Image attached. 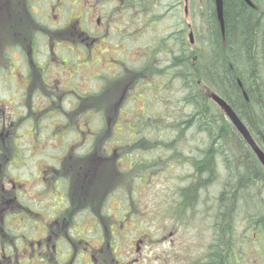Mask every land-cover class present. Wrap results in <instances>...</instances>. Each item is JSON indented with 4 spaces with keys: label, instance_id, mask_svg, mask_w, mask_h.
Instances as JSON below:
<instances>
[{
    "label": "rangeland",
    "instance_id": "374dc122",
    "mask_svg": "<svg viewBox=\"0 0 264 264\" xmlns=\"http://www.w3.org/2000/svg\"><path fill=\"white\" fill-rule=\"evenodd\" d=\"M105 1L103 5L97 6L98 11L95 18L99 16L102 21H106L110 26L111 34L104 41L96 42L95 46L91 47L92 52L90 53L85 41L82 44L81 41L72 43L68 39L72 27L66 22L68 16L70 19L68 22H71V25L74 24L81 11L84 10V24L89 14L88 10L92 8L90 3L64 4L62 10L56 9L55 11L50 8H56L57 5L49 4L40 7L41 13H46V18H42L44 22L42 29L46 35L42 55L45 57L51 54L49 47L51 41L57 46V48L54 47L56 55L70 59L67 68L59 69L64 71L66 76L65 79L61 78V84H56L58 76L52 77L49 83L53 84L55 90H59V95L65 90L66 95L73 94L74 99L85 100L74 103L70 112L66 111L60 115L58 113L62 108L54 109V106L59 105L57 99L46 101L39 108L43 118L41 129L39 133H30V173L34 172L35 162L33 163L32 160L40 157L34 155L36 149L32 141L35 139H39L44 148L58 146L61 142H93L95 149L90 150V155L94 159L100 157V148H103V144L114 147V150L110 152L108 150L105 156L108 160L105 161L104 167L100 160L96 162L98 171L96 176L98 178L104 173L109 175V191H114L113 199H117L115 198L117 195L121 197L124 195L127 196L128 201L133 202L129 226L136 227L132 222L141 221L145 225L144 231L155 234L157 239V242L149 243L146 254L143 253L141 256L144 260L139 259L137 264H194L202 258V251L209 239V227L206 228V224L202 223H194V225L183 228L172 226L164 218H159V212L164 216V208L155 206L159 200L161 202L164 200L166 189H173L177 182L181 186L184 182L180 180H186L190 174L187 164L183 168L180 166L174 168L172 161L166 156L172 153L173 160L179 162L177 152L186 154L189 147L194 148L197 145V138L193 132L180 131V127L179 130L176 127L178 119L176 116L188 110L180 105L182 91H180L178 81L171 80V83L168 82L170 84L166 85L167 89L164 88L165 86L162 88L158 73L168 74L166 71L168 55L175 49L172 39L163 42L160 37H167L169 33L173 34L183 30L185 40L188 41L189 33L192 31L194 42L192 48L201 47L204 44L205 27L199 15L204 0H154L152 11L154 22L148 28H145L143 21H145V11L148 13V8L151 7L149 0H137L136 8V4L130 0L115 1L116 3L112 0ZM38 18H40L39 15L32 16L24 13L21 6L14 5V21L16 19L23 21L29 27L30 33L39 28ZM87 26L85 25L86 28ZM3 29H6V22ZM104 50L108 53L101 54ZM116 51L120 52L115 55ZM122 61H124V67L128 66L133 70L126 71L124 74H121L122 71H117L119 76H112L114 62ZM55 67L59 68L61 65L58 62L53 64L52 68L57 72ZM101 70L102 72L99 73ZM49 74L50 70L46 77H50ZM69 75H72L70 80L67 79ZM92 77L94 80H91ZM137 82L144 84L145 89L135 87ZM200 87L204 88L202 83ZM72 90L75 91L72 92ZM90 90L94 96L86 100L85 91ZM62 106L67 107L65 104ZM53 111L55 115L48 116L53 114ZM134 125H137V130L133 134L130 131L133 130ZM78 127L82 129L81 132ZM88 130L93 134L86 138ZM76 131L79 132L76 133ZM172 141H175L172 150L167 151L162 148ZM53 155L54 151L50 149H46L43 153L47 161ZM94 169L91 170V175L86 176L84 170L79 174L84 175V179L90 178L93 176ZM104 169H107V172H104ZM60 174L63 178L70 177L69 165H65ZM165 175H169L171 179L168 180ZM29 183L31 191L29 197L31 200H37L34 199L35 193L39 194V192L34 181L29 180ZM183 185H186V181ZM160 191L161 198H158ZM84 198V195H76V200L79 202ZM113 199L106 202L107 212L111 215L115 213V207H112V204L117 203ZM38 202L41 203V201ZM56 205L59 206L60 203L57 202ZM121 212L118 213V217L121 216ZM43 216L48 217L47 214H42L41 217ZM37 220L35 219V223L42 219ZM47 220L50 219L47 218ZM81 228L87 229V227ZM133 235H135L134 231L131 233V236ZM38 237L39 235H35L34 239L37 240ZM84 239L93 244V249H97L98 238L87 235ZM31 243L35 244V242ZM117 252L113 253L117 254ZM33 254L34 252L30 257L31 264H36L34 262H37V257ZM108 256L109 259H113L110 254ZM122 258L120 256L117 259L122 260ZM249 258L254 264L262 262L258 254L257 256L253 254ZM250 260L246 259L247 264H250Z\"/></svg>",
    "mask_w": 264,
    "mask_h": 264
},
{
    "label": "flooded vegetation",
    "instance_id": "af4514ba",
    "mask_svg": "<svg viewBox=\"0 0 264 264\" xmlns=\"http://www.w3.org/2000/svg\"><path fill=\"white\" fill-rule=\"evenodd\" d=\"M104 1L0 0V264H31L32 252L37 257V262H34L36 264H137L139 259L144 260L141 256L143 253L146 254L149 243L157 242L155 234L144 231L143 222L133 221L132 224L136 227L129 226L133 202L128 201L127 196L124 195L123 197L117 195L115 197L117 199H113L114 191H109L110 179L107 173L98 178L97 176L86 179L80 177L79 173L82 170L86 171V176L91 175L94 160H100L104 167L105 161L108 160L105 156L108 150L110 152L114 147L103 144V148H100V157L94 159L90 155V150L95 149V143L61 142L58 146H53L54 155L48 159L49 163L43 157L46 148L42 147L39 139H35L32 141L36 149L34 155L40 157L32 160L33 163L35 162L34 172L30 173V133L36 134L41 129L43 118L39 108L46 101L57 99L59 105L54 106V109H61L65 104L67 112H70L74 103L79 101L72 97L73 94L66 95L65 90L59 95V90H55L53 84L49 83L54 76L59 78L56 81L57 85L61 84V78H66L65 72L59 69L67 68L68 59L54 53V47L57 46L51 41L49 44L51 54L45 57L42 55L43 44L46 41L42 18H46V13L44 11L41 13L40 7L57 5L56 8H50L55 11L62 10L64 4L90 3L92 8L88 10L87 29L83 27L84 10L74 24L68 22L70 21L68 16L66 19L72 27L68 39L72 43L85 41L90 53L91 47L95 46L96 42L104 41L111 34L109 24L102 21L99 16L95 18L97 6L103 5ZM115 1L121 0H112L113 3H116ZM130 2H134L136 8L137 0ZM14 5L21 6L24 13L39 15L40 18L37 20L39 28L36 31L30 33L27 24L19 19L14 21ZM152 19L148 23L149 27L154 22ZM118 52L120 51L114 54ZM106 53L107 50L101 52V54ZM57 62L63 66L55 67L57 70L55 72L52 67ZM123 65L124 62H114L112 76H119L117 71H122L121 74L131 71V67ZM48 70L50 77H46ZM71 78L72 75L67 79ZM137 86L141 88L138 83L135 87ZM93 96L91 90L85 91L86 100ZM63 101L66 103H62ZM86 134V137H89L93 133L88 130ZM183 157L181 155L177 158L179 162L170 157L167 159L172 161L174 168L179 166L183 168L185 164L188 166V162L184 161ZM65 165H69L71 171V176L68 178H63L60 174ZM103 171L107 172V169ZM165 177L171 179L169 175ZM29 180L34 181L39 192V194L35 193L34 199L41 201L40 204L29 197L31 192ZM77 194L84 195L83 201L76 200ZM179 195L181 193L175 189H166L164 200L162 202L159 200L155 206L168 211L167 217L164 212V216L159 212L160 219L164 218L172 226L183 228L186 227V221H179L174 217L175 208L187 212L188 205ZM158 198H161V191ZM111 199L117 202L116 205L112 204V207H115V213L112 215L106 208V202ZM57 202L60 203L59 206L56 205ZM120 211L122 214L118 217ZM42 214H47L50 220H47L46 216L41 217ZM38 218L42 220L35 223V219L38 221ZM133 231L135 235L131 236ZM35 235H39L37 240L34 239ZM87 235L98 238L97 249H93V244L84 239ZM108 254L113 259H109ZM84 255L86 257L83 258ZM120 256L123 257L122 260L117 259Z\"/></svg>",
    "mask_w": 264,
    "mask_h": 264
},
{
    "label": "trees",
    "instance_id": "16d2710c",
    "mask_svg": "<svg viewBox=\"0 0 264 264\" xmlns=\"http://www.w3.org/2000/svg\"><path fill=\"white\" fill-rule=\"evenodd\" d=\"M149 1L145 28L155 3ZM223 2L224 33L214 0L203 1L201 47L192 48L183 30L160 37L175 44L166 63L168 74L158 73L160 86L167 89L168 82L178 81L180 105L188 110L176 116V127L190 130L197 138L188 153H176L177 158L184 156L190 174L173 188L188 205L187 212L175 208L174 217L185 220L186 226L209 227L202 258L194 264H247L253 254L260 255L259 264H264V168L209 97V93L220 96L264 152V0ZM133 129L134 134L137 125ZM174 143L162 148L172 150ZM168 157L174 159L172 153ZM164 214L169 216L167 210ZM250 264L254 263L250 260Z\"/></svg>",
    "mask_w": 264,
    "mask_h": 264
},
{
    "label": "water",
    "instance_id": "95a60500",
    "mask_svg": "<svg viewBox=\"0 0 264 264\" xmlns=\"http://www.w3.org/2000/svg\"><path fill=\"white\" fill-rule=\"evenodd\" d=\"M245 1L249 3L248 0H245ZM214 4H215L216 18L223 32V25H224L223 23V0H214ZM189 37H190V41L192 42V34H190ZM210 98L215 104H217L220 107V109L223 111V113L225 114L227 119L230 121V123L233 125L235 130L239 133L242 139L250 147V149L253 151V153L255 154L259 162L261 163V165L264 167L263 151H261V149L254 142L247 128L240 121V119L237 117V115L232 110V108L221 97H219L218 95L214 93L210 94Z\"/></svg>",
    "mask_w": 264,
    "mask_h": 264
}]
</instances>
